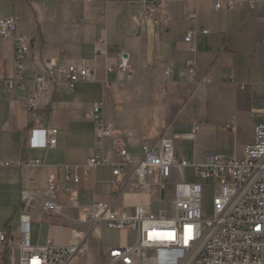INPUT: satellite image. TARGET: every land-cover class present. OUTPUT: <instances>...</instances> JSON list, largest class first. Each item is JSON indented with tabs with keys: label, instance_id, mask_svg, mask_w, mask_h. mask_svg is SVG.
Wrapping results in <instances>:
<instances>
[{
	"label": "crops",
	"instance_id": "0c3cea01",
	"mask_svg": "<svg viewBox=\"0 0 264 264\" xmlns=\"http://www.w3.org/2000/svg\"><path fill=\"white\" fill-rule=\"evenodd\" d=\"M214 1L165 0L158 22H147L141 0H0V16L19 15V31L33 41L31 69L52 59L59 64L88 63L93 74L73 92L66 82L51 86L39 97L34 117L25 105L36 92L30 73L23 88L9 92L4 87L14 75L15 47L0 36V231L9 230L16 238L20 217L27 213L32 217L34 244L52 240L66 245L73 228L87 229L80 212L95 202L112 203L127 212L138 206L154 211L158 202L160 209L157 193L128 180L132 168L120 177L118 187L110 165L85 173L94 156L121 159L114 139L97 140L89 117L96 103H103L105 122L118 128L135 162L142 157L144 143L163 136L174 140L179 161L183 157L203 161L207 153L231 143L229 150L244 153L255 127L264 123V2L256 9L249 5L216 9ZM191 11L197 13V23L189 21ZM195 28L210 31L196 34V52L185 42ZM102 38L106 53L99 55L96 44ZM123 59L131 77L121 70ZM189 60L196 61L194 73L187 67ZM109 65L112 71L107 70ZM203 77L208 82L201 83ZM35 127L58 129L56 147L31 148L28 141ZM189 133L194 134L192 140L184 138ZM36 160L40 163L19 164ZM8 161L11 164L5 165ZM186 168H176L173 180H183ZM68 174H79L81 180H68ZM51 175L57 180L54 196L66 205L60 216L45 211ZM74 193L81 207L73 206ZM136 239L134 232L104 224L91 237L87 257L71 264H108L110 247ZM0 264H19V251Z\"/></svg>",
	"mask_w": 264,
	"mask_h": 264
},
{
	"label": "built area",
	"instance_id": "2783aa9c",
	"mask_svg": "<svg viewBox=\"0 0 264 264\" xmlns=\"http://www.w3.org/2000/svg\"><path fill=\"white\" fill-rule=\"evenodd\" d=\"M15 3L27 0H14ZM165 0H141L144 20L155 21ZM185 2L188 0H173ZM208 2L210 0H192ZM264 0H215L216 9L223 6L249 5L256 9ZM189 21L197 23L195 11L188 13ZM20 17L17 14L0 16V36L13 41L15 47L14 75L4 81L9 92L23 88L30 73L36 85V92L26 99V107L36 116L38 99L48 93L51 86L66 82L71 92L76 84L93 78L88 63L59 64L52 59L36 63L31 69L29 55L32 39L19 31ZM208 34L205 28H195L187 33L185 42L194 52L197 51V33ZM106 39L96 44L99 55L106 53ZM187 67L194 73L196 61L189 60ZM113 66L107 67L112 71ZM121 70L131 77L126 59ZM170 74V69H166ZM203 77L201 83L208 82ZM103 103H96L89 117L95 123L98 141L112 138L118 148L119 161H111L102 156L92 157L84 170L87 174L92 167L110 165L116 177L115 185H121L120 177L129 169L128 180L142 190L157 193L160 209L154 212L151 207L138 206L133 212L123 211L112 203L95 202L80 212V220L87 223V229L73 228L71 240L59 245L49 240L45 245L32 242V217L25 213L20 217L16 238L9 230L0 231V262L12 260L19 251V264H71L76 259L87 257L90 239L102 226L126 230L137 234L134 243L110 247L107 251L108 264H264V123L255 127L254 139L247 144L242 157L207 153L203 161L177 159L174 140L166 136L157 142H147L142 146V157L138 162L124 147L118 128L105 122L102 115ZM264 114V107L262 108ZM198 127H195L197 130ZM56 128H32L28 144L34 149H50L57 145ZM192 140L193 133L184 135ZM40 161L20 162V165L39 164ZM11 161L5 163L10 165ZM193 167L196 177L211 181L215 187L214 212L207 215L203 209V184L198 180L174 181L176 168ZM68 180L79 182V174H68ZM58 190L57 180L49 177L51 198L45 202V211L53 215H63L65 204L54 196ZM170 191L169 196H164ZM73 206L81 207L76 193L72 194Z\"/></svg>",
	"mask_w": 264,
	"mask_h": 264
},
{
	"label": "rangeland",
	"instance_id": "374dc122",
	"mask_svg": "<svg viewBox=\"0 0 264 264\" xmlns=\"http://www.w3.org/2000/svg\"><path fill=\"white\" fill-rule=\"evenodd\" d=\"M232 145L233 143L228 145L227 148H222V146H220L219 148L215 150V153L226 151L227 155L237 154L238 157H242L243 153H239L237 150L236 151L229 150ZM176 148H177V153L179 154V149L177 145H176ZM182 174L184 175L183 180H186L188 182H195L198 180L199 182L203 184V187H204L203 188V209L207 215H211L214 212V197H215V187L212 185L211 181H208V180L206 181V180L197 178L196 171L193 167L183 169ZM169 193L170 191H166L164 193V196L165 197H167V195L169 196ZM155 196L157 198L155 201H158V195L156 194ZM158 209H159V204L158 202H156L154 211L157 212Z\"/></svg>",
	"mask_w": 264,
	"mask_h": 264
}]
</instances>
